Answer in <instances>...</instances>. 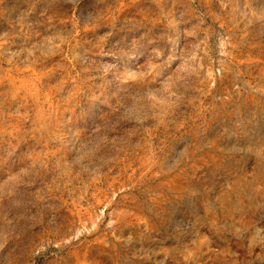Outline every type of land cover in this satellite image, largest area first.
Listing matches in <instances>:
<instances>
[{"label": "rangeland", "instance_id": "rangeland-1", "mask_svg": "<svg viewBox=\"0 0 264 264\" xmlns=\"http://www.w3.org/2000/svg\"><path fill=\"white\" fill-rule=\"evenodd\" d=\"M0 264H264V0H0Z\"/></svg>", "mask_w": 264, "mask_h": 264}]
</instances>
